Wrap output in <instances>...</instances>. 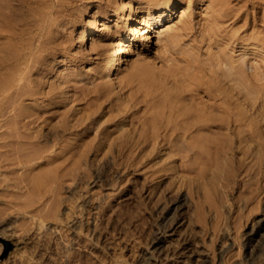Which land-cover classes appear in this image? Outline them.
Returning a JSON list of instances; mask_svg holds the SVG:
<instances>
[{
	"label": "rangeland",
	"instance_id": "1",
	"mask_svg": "<svg viewBox=\"0 0 264 264\" xmlns=\"http://www.w3.org/2000/svg\"><path fill=\"white\" fill-rule=\"evenodd\" d=\"M207 2H73V16L58 25L60 50L18 81L30 93L17 92L14 107L30 111L25 123L34 124L18 123L10 109L0 115V264H264V0H229L235 16L219 24ZM183 22L190 31L168 46ZM211 26L221 29L207 39ZM96 45L116 59L127 49L112 78L99 75L105 63ZM223 48L236 69L251 67L250 106L234 98L240 130L254 134L240 146L246 153L223 147L215 158L212 144H232L225 130L216 142L206 137L214 157L186 165L151 138L139 143L149 137L150 112L123 110L132 91L120 89L122 77L143 64L158 77L178 67L206 82L212 54ZM12 81L11 92L20 90Z\"/></svg>",
	"mask_w": 264,
	"mask_h": 264
},
{
	"label": "bare ground",
	"instance_id": "2",
	"mask_svg": "<svg viewBox=\"0 0 264 264\" xmlns=\"http://www.w3.org/2000/svg\"><path fill=\"white\" fill-rule=\"evenodd\" d=\"M75 1L76 0H0V77L2 78L5 74L8 76V78L4 77L5 79L3 78L4 80L0 81V97H2L0 99V115H2L1 113L3 110L6 112L5 110L10 109L11 112H13L14 120L21 124L22 122L25 123V119L32 117V114L26 115V113H30V111L27 112L22 109L26 112L25 113L14 107V104L18 102L16 100L20 98V96L17 95L20 93L17 92L22 91L24 96L25 94L27 95L30 93H23V83L26 81V79L23 78V72H26L25 70L32 66L35 67L36 64H41V57L48 54L49 50H54L56 52L60 50L61 43H57V40L61 36V31L58 30V25L61 24L60 22H62V20H69V18L73 16L71 10L73 2ZM147 1L148 3L151 2L150 8L152 9L158 7L160 8V5L162 6L168 3L173 5V0ZM207 3L209 5L210 13L212 14L211 20H213V23L215 21L219 24V22L230 20L233 16H235V14H233L234 10L229 9L230 7H228L229 0H208ZM180 9H182V6ZM160 14L161 13H159V15ZM147 17L148 15L142 19L139 25H144V21ZM184 22L179 26V31L181 33H174L168 37L166 40L168 46L175 44L178 38L190 29V22ZM217 27L215 26L212 28L211 26L209 28L206 35L207 39H210L208 37H214V35L216 37V34L219 32L218 28L221 29L220 26L218 28ZM104 29H106L105 23L99 31H103ZM260 38L263 39L264 42V37ZM215 39L216 38H214V40ZM219 40L221 41V39ZM214 43H216V45L220 44L218 41H214ZM225 44L226 41L224 44L222 42V45ZM123 46L124 48H127L129 44H124ZM218 47L222 46L218 45ZM95 50L97 54L104 55L105 64L99 75L105 78H112L115 63L121 61L120 64H122L126 62L125 55L127 54V49H121L117 59L110 53V50H112L111 48L100 49L99 46L96 45ZM212 55L215 56V62H213L212 67L209 69L212 73V75H210L211 78L206 82H197L192 78L188 79L190 71L189 74H187L188 72H185L189 69L181 70L178 67H168V69H166L167 72L164 74L160 73L161 76L158 77V75H155L152 70L149 71L148 68L146 69L147 66H142L143 64L134 66V69L132 68L128 71L129 73L127 72L128 74L126 73L127 75L122 77V80L120 78V86L118 85L120 89H127V92L132 91V93L130 92L127 96H125L126 104L122 103V107L125 109L120 107V111L122 109L124 111H135L136 109L138 110L143 108V111L150 112L149 117H146L143 124L145 127H148L149 137L148 139H146L147 137L144 138L142 141L138 140L139 143H147L149 138H151L150 141L152 142V145L155 146V144H158L161 145V147L167 148V151L169 152H167L168 155L174 157L179 156L180 159L186 160L184 164L188 162L189 159L191 160L193 158L194 160V158H196L195 160H197V157L199 159V156L201 158L202 154H208V156L214 157V152H217V155H215L216 158L220 152L223 153V147L224 153L230 151L233 156L237 152L243 154L246 153V150L240 146L244 142L246 143V141H250L254 137V134L248 132L249 129H247V131L243 128L240 130L241 125L238 123L239 119H237V113L235 112L237 105L234 98H243L247 106H250V98L253 93V88L251 87L252 77L249 74V69L251 67L249 66L248 70H244L245 68L242 70L236 69L234 67L236 62L233 58L232 60L231 57L228 56V53L224 48L216 50ZM191 59H194V62L195 60L196 62H200V59L198 58L197 60V57L196 59L193 57ZM242 66L243 65L240 67ZM12 79L17 80V83L21 79L23 81L25 80L23 83L21 82L22 85L18 83L19 85L17 84V88H14L18 89L21 85L23 87L22 90L20 87V90L18 89L19 91L17 90L15 92H11L15 86ZM184 83L187 86H185ZM92 84H94V82ZM95 84L96 85L91 86L98 88L97 83ZM27 91H30V89H27ZM93 92H95V90ZM14 93L17 94L14 95ZM107 95L108 93L106 96ZM14 96L19 98L16 99ZM100 97L103 98V96ZM108 98L104 100H107ZM13 99H16V102H14ZM116 108L119 109L118 106ZM132 114L134 115L135 113ZM34 115H36L35 112ZM147 115L148 114H146V116ZM34 121L36 122L37 120ZM29 123V121H26L25 126L34 124V122L30 125ZM221 130L228 132L226 136L231 135V137H233L231 138V141L232 144L236 146L233 147L232 144H227V147L225 148V146H222L224 144H221L222 149H219V145L214 143L212 145L216 146V151H214L213 146H210V148H213L211 150L214 152H211L210 149V151L205 150V148L207 149V147H205V141L208 134H212L209 137H212L213 139L214 136L213 140L215 141L213 142H216L220 135H223V133L221 134ZM24 138L25 137H23V139ZM124 142L130 144L132 141L129 138H124ZM32 143L34 144V142ZM203 145H205L204 148ZM123 146L125 145H122V147H120L121 150H119L121 153L124 152ZM210 152L213 154L211 155ZM203 157L204 156H202V158ZM212 157L210 158L212 159ZM218 158L219 156L217 159ZM214 159H212V161H214ZM185 165L182 166L184 167ZM236 167V171H239L241 168L240 164Z\"/></svg>",
	"mask_w": 264,
	"mask_h": 264
}]
</instances>
